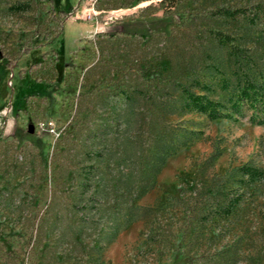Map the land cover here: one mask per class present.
I'll use <instances>...</instances> for the list:
<instances>
[{
    "label": "rangeland",
    "instance_id": "rangeland-1",
    "mask_svg": "<svg viewBox=\"0 0 264 264\" xmlns=\"http://www.w3.org/2000/svg\"><path fill=\"white\" fill-rule=\"evenodd\" d=\"M83 7L0 0V264H264V101L213 33L264 74V0Z\"/></svg>",
    "mask_w": 264,
    "mask_h": 264
},
{
    "label": "trees",
    "instance_id": "trees-1",
    "mask_svg": "<svg viewBox=\"0 0 264 264\" xmlns=\"http://www.w3.org/2000/svg\"><path fill=\"white\" fill-rule=\"evenodd\" d=\"M234 11L235 9L232 7L220 5L208 11V14H214L216 12L229 14ZM213 33L227 45V54L232 64V71L228 77L220 73L216 79V82L218 81L219 84L225 86L230 84L232 87L231 93L228 95V100L229 98L231 100L228 104V109L231 112H237L239 105L246 103L248 108L257 110L256 105L259 103L260 98L264 101V74L260 71L253 73V71L250 70L252 69L250 64L255 63L251 50L232 44L230 37L226 33L218 30H214ZM33 35L37 39L47 38L48 36L47 33L42 30L33 31ZM52 39L53 35L48 38L49 43ZM205 67L213 68L212 65H205ZM229 77L233 78L230 80ZM185 96L188 97L191 108L205 114L209 119L226 114L217 109V101L207 98L205 94H195L191 91H187V93L185 92Z\"/></svg>",
    "mask_w": 264,
    "mask_h": 264
},
{
    "label": "built area",
    "instance_id": "built-area-1",
    "mask_svg": "<svg viewBox=\"0 0 264 264\" xmlns=\"http://www.w3.org/2000/svg\"><path fill=\"white\" fill-rule=\"evenodd\" d=\"M92 2L93 0H83L84 7L80 9L81 13L85 12L84 17L87 18L88 20H91L92 19L91 14H94V11L92 10ZM38 126L44 127L48 131H53V128L50 122H47L46 124H42L41 122H39Z\"/></svg>",
    "mask_w": 264,
    "mask_h": 264
}]
</instances>
